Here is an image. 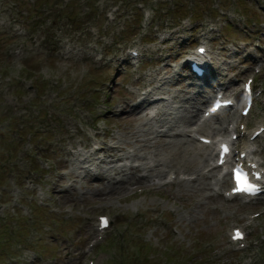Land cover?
Returning <instances> with one entry per match:
<instances>
[{"label": "rangeland", "instance_id": "obj_1", "mask_svg": "<svg viewBox=\"0 0 264 264\" xmlns=\"http://www.w3.org/2000/svg\"><path fill=\"white\" fill-rule=\"evenodd\" d=\"M263 6L260 0H0V264H142L144 250L138 256L135 248L143 244L154 249L157 264L165 263L166 248L176 263L264 264V199H225L221 178L228 176L210 168L214 145L195 138L228 137L227 125L239 120L249 129L264 125ZM202 40L216 74L209 82L226 84L225 97L238 104L242 81L254 75L258 92L246 119L237 105L201 118L213 88L187 77L183 57ZM145 87L152 93L133 112L140 121L119 120L127 114L124 102L135 107ZM102 142L123 148V160L79 168ZM247 144L264 167V133L255 142H234L237 150ZM114 167L125 170L116 174ZM98 173L104 181L91 186ZM101 214L111 225L94 243ZM236 226L247 231L242 249L229 242Z\"/></svg>", "mask_w": 264, "mask_h": 264}, {"label": "bare ground", "instance_id": "obj_2", "mask_svg": "<svg viewBox=\"0 0 264 264\" xmlns=\"http://www.w3.org/2000/svg\"><path fill=\"white\" fill-rule=\"evenodd\" d=\"M161 62L166 63L165 62V58H162ZM151 85H152L151 83L147 84L148 87L151 86ZM143 90H144V92H142V93L139 92V94L134 96V100L137 101L134 104L135 107H133V106H131L129 104V103H131V101L124 102V106L127 107V114L122 115V118H119V120H125V121L129 122L130 124H134V121H136L135 123H137V121H140L141 117L140 116H135L133 114V112L137 109L139 103L144 101L145 97L149 96L152 93V92H149L148 90H146V87ZM153 91H155V92L156 91H160V89H155ZM159 93H163L164 94L165 92L160 91ZM196 102H199L198 98L196 99V101L194 103H196ZM201 102H202V100L200 101V103ZM226 110H228V109H226ZM124 111H125V108H124ZM216 115H214V116H216ZM189 123H190V120H185L184 121V124L186 126ZM123 153H124L123 148L118 147V146L110 147V146H107L104 142H102L101 145L97 149L94 150V152L91 153V151H90L89 155L85 156L79 162V168H82L81 165L84 164V163H95L96 160L99 161L100 164H107V165L110 164V163L120 162L121 160H123ZM204 159H205V157H204ZM214 168H216V167H212L211 168V172H212V169L215 170ZM113 169L115 170L116 174L119 173V172H120L119 174H122V172L125 170L124 168H113ZM132 169H133V171H136L138 169V167H133ZM92 177H93L92 181L89 180V182H88L91 186H97L98 184H101L104 181V179H105L101 173L93 174ZM207 177L208 176L206 174L198 173V178L199 179L205 180V178H207ZM62 179H63V176H58L56 183H54V185H53L54 189L60 187V183H61ZM121 183H124V182H121ZM224 183H225V181L223 182V184ZM59 190H57L55 192V194L64 193L63 189L61 191H59ZM109 191L112 193V189H110ZM99 199H102V197L100 196Z\"/></svg>", "mask_w": 264, "mask_h": 264}, {"label": "snow or ice", "instance_id": "obj_3", "mask_svg": "<svg viewBox=\"0 0 264 264\" xmlns=\"http://www.w3.org/2000/svg\"><path fill=\"white\" fill-rule=\"evenodd\" d=\"M225 151H227V149H225ZM237 184L238 187L240 188L241 191H249V190H253V186L251 184L248 183L247 179L243 176H240L237 179ZM236 239H242V236L239 232L236 233V236L234 237Z\"/></svg>", "mask_w": 264, "mask_h": 264}, {"label": "trees", "instance_id": "obj_4", "mask_svg": "<svg viewBox=\"0 0 264 264\" xmlns=\"http://www.w3.org/2000/svg\"><path fill=\"white\" fill-rule=\"evenodd\" d=\"M175 256H176V254H171V255H170V258H171V259H174Z\"/></svg>", "mask_w": 264, "mask_h": 264}]
</instances>
